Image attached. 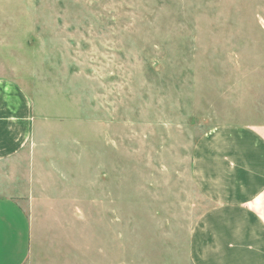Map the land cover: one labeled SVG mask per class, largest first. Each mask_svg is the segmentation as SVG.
Returning <instances> with one entry per match:
<instances>
[{
    "label": "rangeland",
    "instance_id": "1",
    "mask_svg": "<svg viewBox=\"0 0 264 264\" xmlns=\"http://www.w3.org/2000/svg\"><path fill=\"white\" fill-rule=\"evenodd\" d=\"M0 77L32 106L0 193L31 209L32 173L81 203L90 193L75 218L106 264H188L209 206L196 143L221 124L264 125V0H0Z\"/></svg>",
    "mask_w": 264,
    "mask_h": 264
},
{
    "label": "crops",
    "instance_id": "2",
    "mask_svg": "<svg viewBox=\"0 0 264 264\" xmlns=\"http://www.w3.org/2000/svg\"><path fill=\"white\" fill-rule=\"evenodd\" d=\"M31 139L30 97L0 77V162L16 158ZM192 177L209 206L189 231L188 264H264V125L214 127L196 143ZM41 178L28 177L35 184L27 189L29 210L0 193V264H106L104 251L91 253L89 220L75 218L90 193L81 203L74 188Z\"/></svg>",
    "mask_w": 264,
    "mask_h": 264
}]
</instances>
